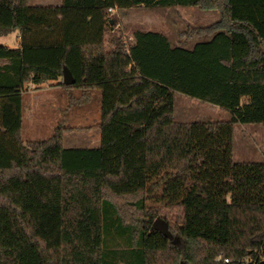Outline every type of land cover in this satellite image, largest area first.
Returning a JSON list of instances; mask_svg holds the SVG:
<instances>
[{
  "label": "trees",
  "instance_id": "obj_1",
  "mask_svg": "<svg viewBox=\"0 0 264 264\" xmlns=\"http://www.w3.org/2000/svg\"><path fill=\"white\" fill-rule=\"evenodd\" d=\"M140 6L221 18L190 26L210 35L190 48L154 30L110 37L112 11ZM15 31L21 47L0 44V207L60 215L56 227L38 219L57 230L59 261L26 228L48 264H264V160L233 158L235 125H264V0H0V35ZM51 82L81 91L67 108L101 91L99 146L65 147L64 118L47 139H23L26 84ZM176 92L231 117L178 121ZM158 207L182 212L168 235L153 228ZM25 244H0V264H24Z\"/></svg>",
  "mask_w": 264,
  "mask_h": 264
},
{
  "label": "rangeland",
  "instance_id": "obj_2",
  "mask_svg": "<svg viewBox=\"0 0 264 264\" xmlns=\"http://www.w3.org/2000/svg\"><path fill=\"white\" fill-rule=\"evenodd\" d=\"M62 0H30L31 4L57 5ZM112 24L109 36L116 34L125 42H131L137 30H154L168 35L172 44H182L192 47L197 41L206 39L208 35H190V26H207L221 18L218 10H204L196 6H173L167 8L140 6L121 8L112 11ZM18 31L7 36L0 35V44H14L18 39ZM30 92L24 96L25 117L23 138L25 141L47 139L54 133L55 121L60 123L63 118L68 126L74 127L73 131L64 135V146L70 147H96L100 145L101 136L97 124L101 115V91L91 90L88 100L78 98L73 105L67 108L70 96L77 97L81 91L77 87L64 89L57 82L45 84L36 88L33 83L27 86ZM89 94V92H88ZM31 105V110L29 109ZM49 109H52L49 110ZM35 110V111H34ZM54 110V111H53ZM40 118H49L47 123L36 127L31 124V114ZM46 112L49 115H46ZM58 117V118H57ZM228 110L198 98L188 96L181 92L175 93V119L178 121H195L207 119H229ZM57 120H54V119ZM46 122V121H45ZM57 123V124H58ZM235 161H260L264 160V125L238 123L234 128V156ZM156 218H162L170 229L182 224V212L179 209L158 207ZM20 216L17 212L0 207V244L15 246L20 240H25L24 264H48L46 259L39 255L29 243L26 228L31 229L44 241L41 245L48 246L50 256L56 261L60 254L54 244L57 240V230L42 227L38 219L45 214L52 217L51 224L59 226L60 215L51 207H25ZM155 218V219H156ZM169 230V229H168Z\"/></svg>",
  "mask_w": 264,
  "mask_h": 264
},
{
  "label": "crops",
  "instance_id": "obj_3",
  "mask_svg": "<svg viewBox=\"0 0 264 264\" xmlns=\"http://www.w3.org/2000/svg\"><path fill=\"white\" fill-rule=\"evenodd\" d=\"M16 32V31H15ZM19 33V32H18ZM4 45H7V46H10V47H15V48H19V47H21V40H20V36H19V34H18V39L16 40V42L14 43V44H10V43H6V44H4ZM30 85V83H27L26 84V90L24 91V93H23V100H24V96H25V94L27 95V94H29V90H27L28 89V87L27 86H29ZM23 106H24V101H23ZM72 106V105H71ZM70 106V107H71ZM29 109L31 110V105H30V107H29ZM49 110H51L52 111V109H49ZM35 111V110H34ZM54 111V110H53ZM46 115H49V113L48 112H46ZM41 117V116H40ZM40 117H38V116H35V114H34V112H32V114H31V121H30V123L31 124H33V125H37L36 127H38V125H40V126H42V125H44L45 123H47V121L49 120V118L47 117V118H40ZM58 118V117H57ZM26 119V117H25V109H24V120ZM27 120V119H26ZM54 120H57L56 118L54 119ZM46 121V122H45ZM55 123V127H54V130H55V128L58 126V121H55L54 122ZM58 123V124H57ZM23 128H24V121H23ZM24 130V129H23ZM22 136H23V131H22ZM101 136V135H100ZM24 139V138H23ZM40 140H43V139H40ZM30 141V140H29Z\"/></svg>",
  "mask_w": 264,
  "mask_h": 264
},
{
  "label": "water",
  "instance_id": "obj_4",
  "mask_svg": "<svg viewBox=\"0 0 264 264\" xmlns=\"http://www.w3.org/2000/svg\"><path fill=\"white\" fill-rule=\"evenodd\" d=\"M63 81L66 85H73L76 82L74 75L68 67L64 68ZM153 228L161 231L163 234L168 235V224L162 218H156L153 223ZM264 263V262H263Z\"/></svg>",
  "mask_w": 264,
  "mask_h": 264
},
{
  "label": "built area",
  "instance_id": "obj_5",
  "mask_svg": "<svg viewBox=\"0 0 264 264\" xmlns=\"http://www.w3.org/2000/svg\"><path fill=\"white\" fill-rule=\"evenodd\" d=\"M228 261V260H227Z\"/></svg>",
  "mask_w": 264,
  "mask_h": 264
}]
</instances>
